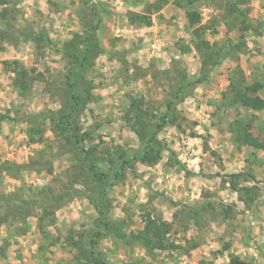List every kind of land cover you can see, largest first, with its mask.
<instances>
[{"label":"rangeland","instance_id":"rangeland-1","mask_svg":"<svg viewBox=\"0 0 264 264\" xmlns=\"http://www.w3.org/2000/svg\"><path fill=\"white\" fill-rule=\"evenodd\" d=\"M92 1L98 5L94 12L103 11L102 2L112 13L101 12L103 20L89 34L103 45L105 52L98 55L86 73L82 72L89 84L78 108V120L83 129L91 132L89 144L99 150L110 145L135 149L139 139L124 119L131 98L143 96L148 104L161 107L170 84L164 75L167 69L171 75L176 74V66L186 67L190 75L200 72L201 58L191 42L193 28L185 10L174 5V0L153 13L150 26L130 25L127 13L143 11L148 2L155 0H142L139 5L128 0H90L88 6ZM225 2L204 0L198 5L202 22H215L216 32L211 28L205 37L223 46L240 41L244 29L240 20L224 18ZM83 3L18 0L20 12L9 14L15 17L13 28L29 26L33 31H46L48 41L24 40L23 36L16 41L0 38V115L6 116L0 121L1 158L28 163L45 143H52L57 150L55 141L59 135L49 121L44 122L43 143L28 144L25 131L32 121L30 117L63 106L71 38L85 35L84 28L97 22ZM239 5L249 8L253 26L264 24V0H246ZM241 41L246 44L245 50L222 58L219 65L211 67L209 78L197 85L194 95L178 103L181 127L168 125L159 134L168 147L162 160L153 166L136 163L135 169L109 189L111 215L128 223L131 238L143 228L141 213L151 210L175 223L172 238L180 246L146 251L136 244L135 238L126 242L109 236L101 239L100 248L113 264H264V148H238L231 130L237 120L251 122L250 132L264 141V112L246 106L231 107L223 97L231 71L239 65L247 81L258 87V95L264 98V30L262 34L246 31ZM181 46H192V50L183 52ZM13 60L21 61L36 76L26 94L13 86V64L5 62ZM174 157L184 168L175 163ZM50 159L42 172L28 170L25 180L42 183L58 176L66 181L68 156L56 154ZM239 171H251L255 176V180L242 184L257 185L253 201L240 200L239 194L222 180ZM19 183L7 178L4 189L12 190ZM197 203H207L213 211L231 205L233 216L225 219L207 215L201 223L183 206L196 207ZM182 206L184 212L175 218ZM98 215L86 195H76L56 210V222L49 227L51 234L47 238L37 229L36 218L30 217L26 234L9 235L5 255L0 250V264H75L76 250L67 246L65 239L72 233L78 237L79 232L92 229ZM6 234V229L1 228L0 245ZM53 238L59 242L51 246ZM227 243L230 247L225 249Z\"/></svg>","mask_w":264,"mask_h":264},{"label":"trees","instance_id":"trees-1","mask_svg":"<svg viewBox=\"0 0 264 264\" xmlns=\"http://www.w3.org/2000/svg\"><path fill=\"white\" fill-rule=\"evenodd\" d=\"M130 4L139 5L142 0H128ZM204 0H174L173 4L178 8L185 10L186 18L190 27L193 28V37L191 42L193 49L201 58V69L197 75H190L186 67L176 66L175 75L170 74V69L164 73L169 78L170 84L167 91V97L162 100L163 109L154 104H148L143 97H132L129 107L125 111L124 119L131 130L137 135L139 145L135 149H125L120 145H110L99 150L98 147L89 144L91 132L83 129L78 120V108L83 103V94L87 92V82L82 72H87L95 65L96 58L102 52H105L103 45L89 35L97 30L101 21V12L112 13L110 9L105 8L104 3L100 2L101 12H94L98 7L94 1L89 6L90 0H83V4L90 8L91 15L97 19V22L91 23L84 28L85 35L76 34L71 38L68 46V56L70 70L66 75L68 85L63 92L62 107L57 111H45L38 113L26 128L28 144L43 143L45 141L46 126L45 121H49L54 131L59 135L55 142L58 146L45 143L41 149L36 150L34 157H31L28 163H19L0 157V230L5 228L7 234L3 237L0 245L1 254L9 243V235H24L29 230L28 219L36 218L37 229L47 238L51 233L49 227L56 222V210L68 202L76 195H86L91 203L96 206L98 218L95 226L88 231L79 232V236L72 233V236L66 238V245L76 250L73 259L75 264H113L106 253L100 248V241L106 237H114L120 241L136 240V244L142 246L146 251H166L179 247L174 241L172 234L175 223L155 215L153 211L146 210L141 213L143 228L133 237L128 231V223L111 215L112 203L108 197L109 189L118 182L122 181L129 170L135 169L136 163L147 166H153L160 162L163 153L167 150V144L159 137L162 130L168 125L181 127L179 123L180 112L177 108L178 103L185 98L193 96L198 84L205 82L210 76L212 66L221 63L222 58L231 54L245 50L246 44L241 41L246 31H254L256 34H262L263 23L253 26L248 17V7H241L240 2L246 0H226L223 5L225 11L224 18L233 17L240 20L244 25L243 32L236 43L228 45H219L218 41H210L205 36L212 28L216 32L215 22L213 24L203 23L202 14L198 9L199 3ZM18 0H0V38L4 40L19 38L23 36L24 40H34L35 42L48 41L46 31H33L31 27L24 29L13 28L12 19L9 16L11 12L19 13L17 9ZM99 2V1H98ZM169 2V0H155L148 2L143 11L130 10L127 13V20L130 25L150 26L152 24V15L159 12ZM210 2V1H208ZM213 2H210L212 4ZM11 4V7H7ZM96 4V5H95ZM230 46V47H229ZM192 50V46H181L183 52ZM235 50V51H234ZM6 65L13 66L15 73L13 77V86L21 94H26L36 76L28 70L21 61H5ZM82 75V76H81ZM230 83L227 91L224 93L226 100L231 107L246 106L256 111L264 112V98L258 95V87L251 85L244 74L243 69L237 65L229 77ZM6 118L0 115V121ZM234 140L238 143V148L242 146H251L255 149H263L264 141L254 137L250 128L252 123L235 121ZM240 126L243 130H240ZM56 154H66L68 156L70 169L67 170L68 179L60 180L61 177H53L49 181L42 183H29L25 180V173L33 170L37 173L42 172L51 162L50 157ZM175 163L184 168L183 163L174 157ZM16 179L20 183L12 190H5V180ZM222 177V180L228 186L239 194L240 200L253 201L256 197L257 185H242L249 180H255L251 171H239ZM78 185L80 187H78ZM184 210H189L192 217L202 223L207 215L223 217L225 219L233 216L234 207L225 205L220 211H213L209 204L204 203L199 206L183 205ZM183 206L178 213L177 218L183 213ZM196 220V221H197ZM59 242L58 238H53L51 246ZM198 243L196 242L194 246ZM230 244L225 245V249ZM43 248V247H41Z\"/></svg>","mask_w":264,"mask_h":264}]
</instances>
